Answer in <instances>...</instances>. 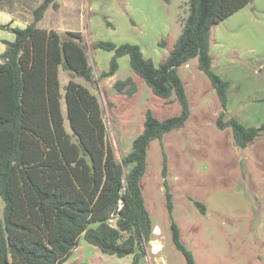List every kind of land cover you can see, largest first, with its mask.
Here are the masks:
<instances>
[{
  "label": "trees",
  "instance_id": "trees-1",
  "mask_svg": "<svg viewBox=\"0 0 264 264\" xmlns=\"http://www.w3.org/2000/svg\"><path fill=\"white\" fill-rule=\"evenodd\" d=\"M254 1L189 0L182 31L158 66L144 56L138 44L95 41L92 48L114 52L109 68L98 77L81 31L39 26L48 8L58 6L57 0H42L25 27L1 25L13 31L15 39L4 41L0 63V195L5 201L0 264H63L82 235L106 254H132V264H142L154 230L141 188L147 150L152 140L183 127L190 116L178 67L199 59V67L211 79L223 108L217 124L232 127L237 146L246 147L264 134V122L246 125L236 116L225 119L230 82L213 68L211 53L214 26ZM161 44H165L163 39ZM124 55L156 95L169 100L175 93L182 109L164 119L147 110L144 129L132 150L118 160L107 139L98 96L75 78L95 84L111 77ZM61 68L69 76L64 93ZM114 87L128 95L137 90L132 76L117 79ZM167 169L164 155L165 177ZM166 200L172 240L187 264H197L181 240L169 187ZM195 203L205 213V205Z\"/></svg>",
  "mask_w": 264,
  "mask_h": 264
},
{
  "label": "rangeland",
  "instance_id": "rangeland-1",
  "mask_svg": "<svg viewBox=\"0 0 264 264\" xmlns=\"http://www.w3.org/2000/svg\"><path fill=\"white\" fill-rule=\"evenodd\" d=\"M0 2L14 10L21 20L17 22L20 27L33 20V10L42 0ZM57 2V7L48 8L50 11L39 26L61 32L81 31L95 77L109 68L114 52L92 48L93 42L138 44L144 56L158 66L174 47L190 11L189 0ZM254 3L214 26L211 33L213 68L230 82L225 119L236 116L246 125L264 122V10ZM118 62L114 76L95 84L80 77L75 79L98 96L108 142L121 160L143 131L147 110L164 119L180 114L182 108L175 93L169 100L156 95L143 77L132 70L128 55ZM63 71L61 68L62 83ZM178 73L185 86L190 116L183 127L152 140L147 150V170L141 188L154 230L142 264H187L172 240L167 187L173 194V218L180 228L181 240L193 252L197 264H264V134L246 147L237 146L232 127L221 128L217 124L223 108L211 79L199 67V59L192 58L179 66ZM129 76L137 86L133 95L114 87L117 79ZM66 126L69 128L67 120ZM164 155L168 159L166 177ZM195 201L205 205V213ZM4 208L0 195V224L4 221ZM132 261V254H106L82 235L63 264Z\"/></svg>",
  "mask_w": 264,
  "mask_h": 264
},
{
  "label": "crops",
  "instance_id": "crops-1",
  "mask_svg": "<svg viewBox=\"0 0 264 264\" xmlns=\"http://www.w3.org/2000/svg\"><path fill=\"white\" fill-rule=\"evenodd\" d=\"M254 2H255L254 4L258 3V6H259L260 10H264V5L262 4L264 2V0H255ZM248 5H250V4H248ZM248 5L245 6V7H248ZM13 11L14 10H11L10 8H7L6 6H4V4H2L0 2V63L3 62V59L1 57V54L6 49V43L4 41L5 40L12 41V40L15 39V33L13 31H11L10 29H8V28H3L1 25L10 23V25L12 27H15V26H17V22L21 21V20H19V18L16 17L15 12H13ZM48 11H50V10H48ZM26 25H27V23H25V26ZM25 26H20V27H25ZM44 28H48V29L53 28V29H56L54 27H45V26H44ZM257 28H258V25H257ZM65 72L66 71H63L64 77H65V82L62 83L61 80H60L62 93H64L63 92V89H62V84L65 86L66 82L69 79V76H68V79H67ZM59 78H60V74H59ZM64 86H63V88H64Z\"/></svg>",
  "mask_w": 264,
  "mask_h": 264
},
{
  "label": "bare ground",
  "instance_id": "bare-ground-1",
  "mask_svg": "<svg viewBox=\"0 0 264 264\" xmlns=\"http://www.w3.org/2000/svg\"><path fill=\"white\" fill-rule=\"evenodd\" d=\"M158 249H160V248H158Z\"/></svg>",
  "mask_w": 264,
  "mask_h": 264
}]
</instances>
